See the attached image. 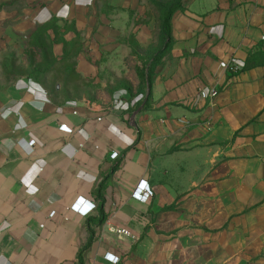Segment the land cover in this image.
<instances>
[{
	"label": "crops",
	"instance_id": "0c3cea01",
	"mask_svg": "<svg viewBox=\"0 0 264 264\" xmlns=\"http://www.w3.org/2000/svg\"><path fill=\"white\" fill-rule=\"evenodd\" d=\"M105 1L119 15L67 22L91 29L76 73L92 94L1 86L0 264H264V0H185L147 97L130 46L159 47L146 0Z\"/></svg>",
	"mask_w": 264,
	"mask_h": 264
},
{
	"label": "rangeland",
	"instance_id": "374dc122",
	"mask_svg": "<svg viewBox=\"0 0 264 264\" xmlns=\"http://www.w3.org/2000/svg\"><path fill=\"white\" fill-rule=\"evenodd\" d=\"M106 5L105 0H0V89L17 78L29 77L36 72L37 66L32 65L31 57L41 56L33 47L37 36L49 34L55 39L57 30L54 28L62 30L68 26L67 22L74 21L77 15H114L115 13L107 11ZM135 24L137 26L143 23L137 21ZM90 32L91 29L88 33H83L82 39L91 45L93 36ZM130 46L140 61L147 60L149 55L143 50L133 43H130ZM57 53H60L59 50ZM141 63L143 65L144 62ZM148 66L152 69V64L149 63ZM38 78L45 79L52 88L60 83L55 81L56 78L52 75L47 78L38 75ZM70 86L73 93L92 94L95 91L92 85L88 87L89 84L87 88L82 87L80 90L75 89L74 82Z\"/></svg>",
	"mask_w": 264,
	"mask_h": 264
},
{
	"label": "trees",
	"instance_id": "16d2710c",
	"mask_svg": "<svg viewBox=\"0 0 264 264\" xmlns=\"http://www.w3.org/2000/svg\"><path fill=\"white\" fill-rule=\"evenodd\" d=\"M184 3L185 0H146L149 15L155 21V30L157 33L155 43L159 45V47H153L147 50L149 57L147 56L146 62L143 63L142 70L139 68L136 69L131 65L134 74L137 72L136 74L140 77V80L142 79V89L136 92L142 93L146 97L151 87V77L154 67L162 60L168 46L171 44L172 18L177 12L183 9ZM53 26L54 25H52V27ZM54 29L57 30L55 39H52L49 34H43L35 38L33 47L41 56L37 57L33 55L31 57L32 65L36 64L37 67L36 72L29 76V78L39 81L46 88L45 79L40 80L38 75H44L45 78H47L48 75H52L54 79L56 78L55 81L58 80V82H60L59 85L62 84L64 88H69L74 82L76 86L75 89L78 90L80 88L78 85L80 77L76 73V60L84 46L83 37L80 32L77 31L75 24L72 23L62 28V30L57 29V27ZM56 45L63 46L62 57L55 55L54 48ZM39 58L41 59L38 61ZM149 63L152 64V69L149 68ZM259 63L264 64V58L260 60ZM252 68V64H249L245 66L243 71L251 70ZM130 91L134 94L132 89H130Z\"/></svg>",
	"mask_w": 264,
	"mask_h": 264
},
{
	"label": "built area",
	"instance_id": "2783aa9c",
	"mask_svg": "<svg viewBox=\"0 0 264 264\" xmlns=\"http://www.w3.org/2000/svg\"><path fill=\"white\" fill-rule=\"evenodd\" d=\"M242 68L238 67L237 65H232L229 68V71L232 74H238L239 72H241ZM219 95V90L216 88L213 89H208V90H203L200 92V96L205 99V100H209V101H213L217 96ZM142 109V108H140ZM138 109V110H140ZM138 110L136 112H138ZM35 146V142L31 141L28 144V147L30 149H33ZM118 158V154H113L111 156V159L115 160ZM154 193L152 192V190L150 189V187L148 186L147 183L145 182H141L137 189L135 190L134 194H133V198L136 200H139L141 202H148L152 197H153ZM95 208V205L88 203L86 201L80 200L78 201V203L74 206V209L80 213H89L91 212L93 209ZM115 233H117L118 235L121 236H125V237H132V235L126 231V230H120V229H116L114 230ZM107 260L112 263V264H118L119 263V258L112 256V255H107Z\"/></svg>",
	"mask_w": 264,
	"mask_h": 264
}]
</instances>
